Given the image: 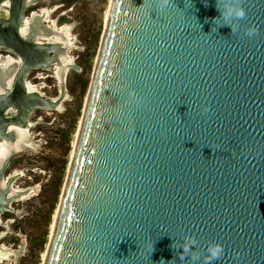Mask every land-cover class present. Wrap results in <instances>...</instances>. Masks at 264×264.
<instances>
[{
	"label": "water",
	"instance_id": "95a60500",
	"mask_svg": "<svg viewBox=\"0 0 264 264\" xmlns=\"http://www.w3.org/2000/svg\"><path fill=\"white\" fill-rule=\"evenodd\" d=\"M12 1L9 22L0 11V50L23 63H0L8 143L33 111L62 109L29 96L26 76L65 55L33 42L65 40L59 33L21 35L27 0ZM223 6L113 1L45 264H182L186 237L197 241V264L210 245L223 248L211 264H264V0H243L236 35L213 23ZM248 26L259 34L246 37ZM11 107L17 116H6ZM7 152L5 168L17 150ZM10 204L0 193V213Z\"/></svg>",
	"mask_w": 264,
	"mask_h": 264
},
{
	"label": "rangeland",
	"instance_id": "374dc122",
	"mask_svg": "<svg viewBox=\"0 0 264 264\" xmlns=\"http://www.w3.org/2000/svg\"><path fill=\"white\" fill-rule=\"evenodd\" d=\"M60 0L55 5H59ZM69 3L70 13L62 24H73L71 31L74 44L72 57L83 70L71 73L68 92L62 102V109L45 116V123L36 127L39 136V151H29L21 158L27 178L24 182L35 188L29 201L21 204L23 213L11 224V235L4 244H12L13 250L20 252L15 262L9 264H42L47 249L51 224L61 202L68 175L70 154L75 134L83 117L86 99L89 95L96 63L105 32V15L110 0H61ZM56 13L51 16L56 17ZM54 80H44L43 90L48 96H58ZM54 88V89H53ZM39 133V134H38ZM29 157V158H28ZM29 159L25 164L24 160ZM30 177V178H28ZM13 219V218H12Z\"/></svg>",
	"mask_w": 264,
	"mask_h": 264
},
{
	"label": "flooded vegetation",
	"instance_id": "af4514ba",
	"mask_svg": "<svg viewBox=\"0 0 264 264\" xmlns=\"http://www.w3.org/2000/svg\"><path fill=\"white\" fill-rule=\"evenodd\" d=\"M56 1L57 0H27L25 18L21 24L20 31L23 37H27L35 33L33 27H38L40 30L44 29L59 33L61 37L65 39H61L60 41H58L54 38L53 42L35 39L33 41L34 44L46 47H59L62 51L65 52V55L57 56L56 61L52 65H50V67L34 68L26 76L27 88L29 87L27 89L29 91V96L40 95L48 100L59 102L62 105V102L66 98L65 93L68 92L69 75L71 73L80 74L82 73L83 69L77 63H75V59L71 55V51L77 49L76 45L74 44V39L71 37L73 24H62V21L64 19H67V14L70 13V11H73V9L70 10V4L62 3L61 0L59 2V5H55ZM0 11L4 16L7 17V21L9 22V18L12 16L13 11V1L4 0L2 5H0ZM55 13L57 15L54 19H52L51 16ZM0 60L1 65L4 67L23 63L21 57L11 51L9 48L0 50ZM71 65L77 66L79 68V71L72 69ZM65 70H67V72L65 78L66 89L64 92V89L61 85L60 76ZM44 80L55 81V84L53 86L54 88L56 87L55 89L57 90L59 88L58 96L50 97L43 91L48 87L40 85V83ZM56 111L58 110L51 111L38 109L33 111L30 115L28 124L25 127H20L19 125H13L10 127V134L12 136V141L10 143L3 139H0V193L5 195L7 201H11V204L8 207H5L7 210L0 213V264H9V262L13 261L15 262V260L19 256L20 252L13 250L11 244L12 242H9L8 244L4 243L11 235H18L11 231L10 225H13L17 222L15 218L19 217L24 212L21 204L25 201H29L35 191V188L30 186L29 182H24V179L27 178V175L21 158H23V155H25L29 151L40 150L37 143H42V140L37 141V139L39 136L41 137V135L35 134V129L36 127H39L45 123V116H48V114ZM18 114L19 110L15 107H11L6 112L7 117L17 116ZM33 130L35 133L33 132ZM10 148L12 150H17V152L5 168L6 155L8 153L7 150ZM28 160L29 159L26 158L24 160V163L27 164ZM12 191L25 194L26 196L22 199H15L13 197L15 195H13Z\"/></svg>",
	"mask_w": 264,
	"mask_h": 264
},
{
	"label": "clouds",
	"instance_id": "9594fccd",
	"mask_svg": "<svg viewBox=\"0 0 264 264\" xmlns=\"http://www.w3.org/2000/svg\"><path fill=\"white\" fill-rule=\"evenodd\" d=\"M166 2V0H165ZM220 16L216 18L213 23L220 20L219 26H228L231 29V33L236 35L241 30V21L246 17V9L243 7V0H224V6L217 7ZM215 24V23H214ZM259 34V29L255 26H248L244 29V35L249 39L254 38ZM204 111H208L205 107ZM197 241L195 238L186 237L183 244L179 247L182 248V254L178 253L179 260L185 261V258H189L192 264H197L200 259L198 253H195L193 249L195 248ZM210 259L207 264H211L212 260H218L220 255L223 253V248L220 245H210L207 249ZM191 253V255H189Z\"/></svg>",
	"mask_w": 264,
	"mask_h": 264
},
{
	"label": "bare ground",
	"instance_id": "6f19581e",
	"mask_svg": "<svg viewBox=\"0 0 264 264\" xmlns=\"http://www.w3.org/2000/svg\"><path fill=\"white\" fill-rule=\"evenodd\" d=\"M113 1L114 0H110L109 2V7L107 9V12H106V15H105V32H106V29L108 27V23H109V18H110V13H111V7H112V4H113ZM5 11V10H4ZM50 13V12H49ZM6 14V13H5ZM69 32V31H68ZM104 32V33H105ZM66 33V32H65ZM69 35V33H68ZM71 38V37H70ZM1 62V60H0ZM65 65V64H64ZM67 65V64H66ZM29 88V87H28ZM32 90V89H31ZM36 91V90H35ZM39 92V91H38ZM34 93V92H33ZM89 95H90V92H89ZM89 95L86 99V104H85V107H84V113H83V117L80 121V124H79V128L75 134V138H74V141H73V144H72V152L70 154V162H69V168H68V175H67V179H66V183H67V180H68V177H69V173H70V170H71V167H72V163H73V159H74V156H75V153H76V150H77V146H78V141H79V136H80V130H81V125L83 123V119H84V114L86 112V108H87V104H88V99H89ZM31 127V126H30ZM31 146V145H30ZM2 150V149H1ZM65 183V185H66ZM65 189V187H64ZM65 191V190H64ZM63 195L64 193L62 194V198H61V202H62V199H63ZM61 202L55 212V215H54V218H53V222L51 224V232H50V240H49V243H48V246H47V249L46 251L44 252V255H43V261H42V264H45L46 263V259H47V256H48V252H49V248H50V245H51V241H52V238H53V234H54V231H55V227H56V223H57V220H58V216H59V212H60V207H61ZM4 253V252H3ZM5 255V254H4ZM3 262V261H2Z\"/></svg>",
	"mask_w": 264,
	"mask_h": 264
}]
</instances>
